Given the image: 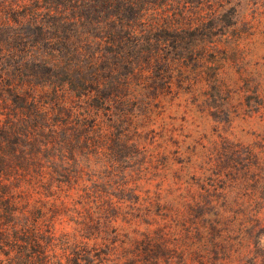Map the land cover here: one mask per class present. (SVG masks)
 <instances>
[{
    "label": "rangeland",
    "instance_id": "1",
    "mask_svg": "<svg viewBox=\"0 0 264 264\" xmlns=\"http://www.w3.org/2000/svg\"><path fill=\"white\" fill-rule=\"evenodd\" d=\"M14 1L0 0V15H21L22 6L7 8ZM156 1L154 13L169 14L186 28L157 27L145 32L143 38L150 40L141 42L142 51L151 48L155 53L134 62L135 68L122 69L121 74H129L127 79L116 74L125 84L117 93L126 100H116L111 112L110 155L115 166L109 169L119 182L134 185L132 191L125 189L126 196L161 191L162 199L169 202L174 217H179L169 232L174 263L182 256L184 264H251L243 246L249 241L255 264H264V0ZM108 12V8L101 10V19ZM15 30L16 48L28 54L48 45L39 30L25 22ZM98 31L95 26L78 28L75 45H89L92 50L91 38L85 43L81 39L93 38ZM120 129L122 139L117 138ZM96 169L104 168L96 165ZM98 175L93 176L90 191L84 190L86 196L65 185L50 187L52 194L33 191L34 198L45 200L40 205L59 237L54 250L62 263V248L69 242L82 244V240L97 247L119 243L118 238L112 240L113 227L104 217V198H115L119 186L113 191L111 184L100 182L105 173ZM99 192L104 198L96 196ZM65 205L85 211L89 225L61 214L57 209ZM217 210H224V223H233L225 233L237 238L233 251L242 249L235 250L236 259L220 260L227 249L219 250L212 225L217 218L210 213ZM138 226L142 231L156 223Z\"/></svg>",
    "mask_w": 264,
    "mask_h": 264
},
{
    "label": "trees",
    "instance_id": "2",
    "mask_svg": "<svg viewBox=\"0 0 264 264\" xmlns=\"http://www.w3.org/2000/svg\"><path fill=\"white\" fill-rule=\"evenodd\" d=\"M14 3L7 8L22 6L21 15H0V264H184L182 256H178V263L173 262L176 255L169 232L179 217H174L161 191L126 196L125 189L132 191L134 185L119 182L109 168L115 166L110 155L114 134L111 112L116 100H126L117 93L125 85L121 79L129 75L121 74V70L135 68L134 62L155 53L151 48L142 51L141 42L150 40L143 38L145 32L157 27H186L169 14L154 13L156 0ZM107 8L111 12L101 19L100 11ZM23 22L39 30L40 38L48 44L45 48L33 49L29 54L16 48L15 29ZM92 26L99 29L98 33L93 38L86 35L81 41L91 38L95 48L75 45L73 37L78 28ZM18 50L25 54L20 55ZM118 72L121 79L116 78ZM121 129L118 139L124 136ZM96 165L104 169L95 170ZM100 173L108 178L101 179V184H111L113 191L119 186V191L113 193L115 198L96 194L105 199V223L112 225V240L118 238L119 243L97 247L82 240V244L69 242L62 248V263L54 250L59 237L44 205H40L45 200L34 198V193L43 189L52 194L50 187L65 185L69 190H82L86 196L84 190L95 184L93 176ZM57 210L72 219L74 216L78 224L89 225L85 211L66 205ZM223 211L210 213L217 218L212 225L217 231L219 250L225 253L227 249L220 260H232L236 259L235 250L242 249L233 251L237 238L225 233L227 225L233 223H224ZM188 214L189 211L185 216ZM118 222L127 226L120 227ZM140 222L156 226L140 231ZM123 227L127 229L119 233ZM243 246L247 250L244 256L255 264L250 242Z\"/></svg>",
    "mask_w": 264,
    "mask_h": 264
}]
</instances>
